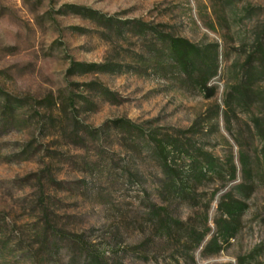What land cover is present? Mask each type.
I'll return each mask as SVG.
<instances>
[{
    "label": "rangeland",
    "instance_id": "1",
    "mask_svg": "<svg viewBox=\"0 0 264 264\" xmlns=\"http://www.w3.org/2000/svg\"><path fill=\"white\" fill-rule=\"evenodd\" d=\"M167 36L218 46L210 92L173 67ZM260 39L264 0H0V264L264 263ZM117 121L177 140L179 180L206 156L193 201L167 195L158 161ZM227 194L245 205L236 223L218 210ZM151 206L199 232L207 215L210 233L196 249L162 238ZM216 222L238 224L234 237Z\"/></svg>",
    "mask_w": 264,
    "mask_h": 264
},
{
    "label": "trees",
    "instance_id": "2",
    "mask_svg": "<svg viewBox=\"0 0 264 264\" xmlns=\"http://www.w3.org/2000/svg\"><path fill=\"white\" fill-rule=\"evenodd\" d=\"M145 27V26H144ZM143 30V28H142ZM166 52L170 63L179 73L186 76L192 86L201 92H210V82L216 77L219 69L218 46L200 47L192 44L185 39L173 38L167 36L164 38ZM256 53L260 55V62L264 68V42L260 39L257 43ZM108 66L72 64L69 73H105ZM264 70V69H263ZM105 91V90H104ZM107 97L111 95L105 91ZM243 96V94L241 95ZM116 128L127 134L129 138L134 139V145L139 146V139L145 143L147 154L155 158L164 174L162 187L167 195L181 202L190 203L193 201V194L199 184L207 179L206 166L209 165L206 156L202 158H192L191 164L187 170L185 178L179 180V172L169 166V149H178L182 146L177 145V140L168 138L167 140H158L154 136L143 137L139 128L130 121H117L114 123ZM105 129L113 130V123L106 125ZM137 141V142H136ZM174 141V142H173ZM176 148H175V147ZM185 148V147H183ZM208 164V165H207ZM236 178V169L232 167L231 179ZM245 209V205L234 199L230 194L223 195L218 204V210L221 218L230 219L231 223H236ZM147 221L154 231L162 238L172 239L183 236L188 240L194 249L199 248L204 242L206 236L210 233L207 228V215H205V231L199 232L191 223H185L175 219L169 213L167 208L151 206L147 214ZM215 226L224 238H232L235 235L238 224H221L216 222ZM211 251V255L220 252V247L216 238L210 240L205 248V252ZM264 264V263H250Z\"/></svg>",
    "mask_w": 264,
    "mask_h": 264
}]
</instances>
